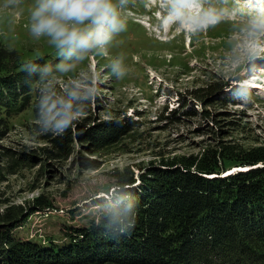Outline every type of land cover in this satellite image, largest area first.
Here are the masks:
<instances>
[{"label":"rangeland","instance_id":"1","mask_svg":"<svg viewBox=\"0 0 264 264\" xmlns=\"http://www.w3.org/2000/svg\"><path fill=\"white\" fill-rule=\"evenodd\" d=\"M157 3L127 0L122 9L126 29L106 48L66 63L45 38L30 35L34 0H0V46L25 60L60 59L58 71L37 85L56 100L54 112L46 114L50 120L62 114L76 121L88 117L134 124L122 143L99 154L75 144V155L53 167L38 162L0 177V212L12 205L27 207L40 195L54 204L53 211L29 217L21 231L26 238L61 242L67 226L97 218L115 194V170L130 167L139 174L162 160L198 156L221 139L247 150L264 146V32L251 28L264 17V0H191L199 9L189 6L188 11L184 0H171L163 6L168 17L164 9L154 16ZM180 19L188 20L192 32L180 33ZM117 59L123 77L111 69ZM216 84H222L221 91L206 97ZM172 110L179 120L167 119ZM38 114L45 115L30 107L10 118L0 150L38 152L49 146L44 135L53 125ZM77 155L97 161L100 168H85Z\"/></svg>","mask_w":264,"mask_h":264},{"label":"trees","instance_id":"2","mask_svg":"<svg viewBox=\"0 0 264 264\" xmlns=\"http://www.w3.org/2000/svg\"><path fill=\"white\" fill-rule=\"evenodd\" d=\"M59 63L51 55L25 60L0 46V141L9 133L10 118L25 109L42 112L39 118L46 121L54 112L56 100L37 85L56 73ZM221 89L222 84L211 86L206 97ZM167 114L179 120L177 110ZM49 121L53 131L44 135L49 146L38 152L0 150V177L38 162L53 167L75 155V144L99 154L134 129L119 120L76 121L62 114ZM76 157L87 169L100 168L97 161ZM235 168L247 170L226 174ZM112 177V200L86 225L67 226L61 242L21 234L29 217L55 209L46 196L27 207L5 208L0 264H264V146L247 150L221 139L198 156L162 160L139 174L127 167Z\"/></svg>","mask_w":264,"mask_h":264},{"label":"clouds","instance_id":"3","mask_svg":"<svg viewBox=\"0 0 264 264\" xmlns=\"http://www.w3.org/2000/svg\"><path fill=\"white\" fill-rule=\"evenodd\" d=\"M127 0H34L29 32L45 38L68 60H83L92 50H102L126 29L122 9ZM252 30L264 32V17L256 19ZM71 65H67L70 67ZM118 76L125 75L122 61L111 65Z\"/></svg>","mask_w":264,"mask_h":264},{"label":"water","instance_id":"4","mask_svg":"<svg viewBox=\"0 0 264 264\" xmlns=\"http://www.w3.org/2000/svg\"><path fill=\"white\" fill-rule=\"evenodd\" d=\"M234 171H236V170H234Z\"/></svg>","mask_w":264,"mask_h":264},{"label":"bare ground","instance_id":"5","mask_svg":"<svg viewBox=\"0 0 264 264\" xmlns=\"http://www.w3.org/2000/svg\"><path fill=\"white\" fill-rule=\"evenodd\" d=\"M193 16V15H192Z\"/></svg>","mask_w":264,"mask_h":264}]
</instances>
